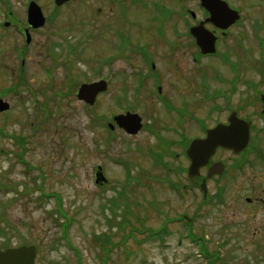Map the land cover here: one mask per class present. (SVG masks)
<instances>
[{
  "label": "rangeland",
  "instance_id": "obj_1",
  "mask_svg": "<svg viewBox=\"0 0 264 264\" xmlns=\"http://www.w3.org/2000/svg\"><path fill=\"white\" fill-rule=\"evenodd\" d=\"M10 1L24 17L25 0ZM231 1L252 7L244 10L243 23L232 28L221 49L236 50L232 60L237 66L263 68L264 2ZM38 2L49 17L54 0ZM102 5V0H75L61 7L56 20L37 35L22 77L21 60L14 52L18 36L10 30L0 38V98L11 105L0 112V131L24 136L30 165L18 162L21 149L0 132V231L4 232L0 245L10 239V247L35 246V264H104V260L105 264H208L201 249L205 241L211 251L220 252L218 264H264V203L256 201L264 200V134L252 165L209 185L208 198L199 187L193 189L183 181L180 168L170 177L182 184L181 194L171 181H163L166 170L153 166L145 151L137 150L138 143L150 141L145 133L129 140L119 136L109 147L105 144L104 115L119 112L112 93L99 95L92 107L77 97L83 83L102 78L104 44L97 38L87 41L94 30L95 36L103 37L97 33L104 18L102 9L98 12ZM54 42L60 46L49 56L47 48ZM127 65L118 63L120 69ZM244 74L254 82L260 79L254 70ZM132 82L127 72L125 84ZM260 88L264 91V84ZM120 160L132 164L134 176H128L132 183L125 193L127 173ZM97 166L103 167L106 178L98 184ZM42 193L55 197L41 199ZM126 200L138 228L134 233L127 226L120 232ZM59 207L67 211L70 225L64 226L67 218L57 212ZM165 223L168 234L163 240L147 239L149 231L143 229L157 230ZM103 234L114 235L111 241L117 244L109 254L105 250L110 246L103 248L106 239H98Z\"/></svg>",
  "mask_w": 264,
  "mask_h": 264
},
{
  "label": "flooded vegetation",
  "instance_id": "obj_2",
  "mask_svg": "<svg viewBox=\"0 0 264 264\" xmlns=\"http://www.w3.org/2000/svg\"><path fill=\"white\" fill-rule=\"evenodd\" d=\"M74 1L58 6L54 0L55 9L49 17L38 0H25L24 17L14 11L10 0L0 1V38L9 35L10 30L18 36L14 52L21 60L22 70H26L37 35L44 32L49 21L56 20L61 7ZM222 1L240 15L229 28H220L211 21L212 14L203 0H102L98 12L102 9L104 18L97 33L103 35V40L95 36V30L87 36V41L97 38L104 44L100 80L104 81L105 89L101 95L112 93V101L119 107L118 113L104 115L107 147L119 136L129 140L145 133L150 141H144L145 145L138 143L137 150L145 151L153 166L166 170L163 181H171V187L182 185L170 177L180 168L185 176L183 181H189V186L201 190L205 187L208 192L206 195L203 192L204 198H208L209 185L224 181L231 171L242 172L252 165V157L264 134V91L259 89L264 84V67L237 66V61L232 60L236 50L221 49L223 39L231 35L232 28L243 23L244 10L251 9L252 3L243 7L231 0ZM32 2L41 8L45 18L41 28H35L30 21L28 8ZM198 29H205L215 38V52H203L194 34ZM80 45L79 41L76 48ZM58 46L54 42L47 48L49 56L55 54L54 47ZM119 62L127 63V68L120 69ZM249 70H254L260 79L255 82L249 79L244 74ZM127 72L131 82L134 80L131 85L125 84ZM234 112L250 125L248 146L241 152L218 148L199 174L190 177L187 151L191 142L205 138L208 130L219 123L229 124ZM128 113L141 119L142 128L136 134L115 123L117 115ZM193 130L196 133L190 136ZM247 201L255 202L249 198ZM256 201L264 203L260 198Z\"/></svg>",
  "mask_w": 264,
  "mask_h": 264
},
{
  "label": "water",
  "instance_id": "obj_3",
  "mask_svg": "<svg viewBox=\"0 0 264 264\" xmlns=\"http://www.w3.org/2000/svg\"><path fill=\"white\" fill-rule=\"evenodd\" d=\"M70 0H55L58 6ZM203 5L211 12V21L220 28H229L240 19L238 12L232 10L222 0H203ZM29 18L35 28L44 26L45 18L41 8L32 3L29 8ZM197 36L203 52H215V38L205 29H198ZM105 89L104 81L83 84L78 91V98L87 104L94 105L99 93ZM10 109V105L0 99V112ZM118 124L128 133L136 134L142 128L141 119L136 114L121 115L116 118ZM250 125L240 119L234 112L229 118V124L220 123L208 130L206 138L194 140L188 149L191 159L189 175L193 177L199 174L202 167L206 166L209 159L215 154L218 147H223L236 152L243 151L249 144ZM101 170V168H100ZM222 172V171H220ZM97 182L105 180L102 172L97 175ZM36 248L23 246L17 249H0V264H35Z\"/></svg>",
  "mask_w": 264,
  "mask_h": 264
},
{
  "label": "trees",
  "instance_id": "obj_4",
  "mask_svg": "<svg viewBox=\"0 0 264 264\" xmlns=\"http://www.w3.org/2000/svg\"><path fill=\"white\" fill-rule=\"evenodd\" d=\"M4 137H9L8 135H4ZM6 137V138H7ZM24 137L23 135H20L19 137H16V140H18V142H21V151L18 152V156L20 158V160L24 163H26L25 161V154H26V148H25V145H24ZM130 175V174H129ZM131 176V175H130ZM134 178L133 176H131V179ZM132 181H128L126 186H129L131 185ZM3 189V186L0 182V190ZM128 188L124 187V193L127 191ZM123 193V192H122ZM44 194V195H43ZM49 197H55V196H50V195H47L45 193H42V196L40 197L41 199H46V198H49ZM58 202H61V199H58ZM130 201L129 200H126L125 202V209L122 210V220H121V228H120V232L123 230V232H125V230L127 229V227H130V232H133L135 230H137V227L135 226V224L133 223V220L131 219V217H134L133 213L130 211L131 210V207H130ZM61 206V204H59ZM57 212L60 213V215H62L63 217L67 218V221H66V224L64 226H67V225H70V221L71 219L69 220V217H67V211H64L63 209H61L59 207V209H57ZM130 215V217H129ZM137 221H139V218L138 217H135ZM168 221H170L171 219H167ZM144 223V222H142ZM144 232L145 231H149V233L147 234V239H152V240H155V239H159V240H163V237L165 235L168 234V227H167V224H164L161 228L155 230V229H143ZM0 234H4V232L0 231ZM197 236L199 239H201L202 241H204V238L203 237H199L198 235H195ZM112 238L114 237V235L111 236ZM102 238H105L106 240H104V246L103 248L104 249H107V246H110V248H108V250H105V252H107L109 254V252L111 251V249L113 250L114 247L117 246L116 243H114L112 240V238H110V236H107V234H103L102 236H98V239L99 240H102ZM9 239V238H8ZM9 242H10V239L9 240H4L3 243L0 245L2 248H9ZM203 246V249H204V253L206 255V261L208 264H218L221 262L222 258H220V256L218 255V252H214V251H211L209 249V246L207 243H204L202 244ZM220 261V262H219ZM104 264H105V260H104Z\"/></svg>",
  "mask_w": 264,
  "mask_h": 264
},
{
  "label": "bare ground",
  "instance_id": "obj_5",
  "mask_svg": "<svg viewBox=\"0 0 264 264\" xmlns=\"http://www.w3.org/2000/svg\"><path fill=\"white\" fill-rule=\"evenodd\" d=\"M220 124V123H219ZM220 252H218V255H219Z\"/></svg>",
  "mask_w": 264,
  "mask_h": 264
}]
</instances>
